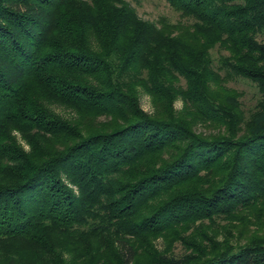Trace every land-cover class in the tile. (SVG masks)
<instances>
[{
	"label": "trees",
	"instance_id": "16d2710c",
	"mask_svg": "<svg viewBox=\"0 0 264 264\" xmlns=\"http://www.w3.org/2000/svg\"><path fill=\"white\" fill-rule=\"evenodd\" d=\"M167 1L191 20L125 0H0L1 240L44 246L83 226L113 240L84 264H264V0ZM235 76L258 88L253 107ZM218 217L242 241L209 234ZM158 236L190 250L160 252Z\"/></svg>",
	"mask_w": 264,
	"mask_h": 264
},
{
	"label": "rangeland",
	"instance_id": "374dc122",
	"mask_svg": "<svg viewBox=\"0 0 264 264\" xmlns=\"http://www.w3.org/2000/svg\"><path fill=\"white\" fill-rule=\"evenodd\" d=\"M125 1L129 2V4L136 9L141 18L147 20L159 21L161 18H165L170 22H188V20H191L190 18L182 16L167 0ZM211 54L214 60V65L217 66L220 63V55L227 54V50L219 45H215L211 48ZM221 72L223 73L222 70ZM227 83L240 92L239 98L245 109L253 107L259 99L263 98L256 85L248 78L235 76L229 78ZM139 100L141 107L146 112L152 113L153 105L151 97L143 89H140ZM182 103V99L177 97L173 101V106L174 108L179 109L182 107ZM54 109L65 118L76 115L73 108L65 105L56 104L54 105ZM11 132L15 135L17 142L22 148L25 150L31 148L30 144L25 139V135L21 134L18 129L13 128ZM216 222L219 223L216 232L212 233L211 231H207L209 234H215L214 237L218 240H222L223 238L228 239L229 237L230 239L228 240L231 242L236 240L242 241V237L237 239V237L241 236V233L237 231L239 229L236 226L229 224L225 219L219 217L216 219ZM221 223L224 224V226H220ZM82 227L83 226L78 228L72 227L71 229L66 230H53L51 232L52 236L48 239L49 243L44 246H40L37 242L28 237L16 239L10 238L8 241L0 239V264H8L10 258L15 259V264H84V261L79 258L82 257L87 250H90V248L94 249L98 243L102 246V250H104L103 247L105 243L102 242L103 239L105 238L104 241H106L107 245L113 240L111 238L112 235H110L105 229L100 231V236H102V238H100L99 235V237H96V234H93L88 230L86 231ZM254 227V224H250L248 229L252 230ZM262 231L264 233V229ZM187 242H190V240ZM43 244L45 243L43 242ZM188 246V243L180 241L167 243V241L163 239V236H158L156 239V247L160 252H164L165 247H169V252L178 254L184 251H189L190 249H188ZM138 253L137 262L144 261L146 253L143 252V250L142 252L140 250ZM97 259L99 260L92 261L89 264H101L103 260L102 256Z\"/></svg>",
	"mask_w": 264,
	"mask_h": 264
}]
</instances>
